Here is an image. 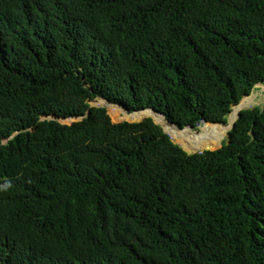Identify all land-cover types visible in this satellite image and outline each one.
<instances>
[{
  "label": "trees",
  "instance_id": "1",
  "mask_svg": "<svg viewBox=\"0 0 264 264\" xmlns=\"http://www.w3.org/2000/svg\"><path fill=\"white\" fill-rule=\"evenodd\" d=\"M258 84L264 0H0V264H264Z\"/></svg>",
  "mask_w": 264,
  "mask_h": 264
},
{
  "label": "rangeland",
  "instance_id": "2",
  "mask_svg": "<svg viewBox=\"0 0 264 264\" xmlns=\"http://www.w3.org/2000/svg\"><path fill=\"white\" fill-rule=\"evenodd\" d=\"M251 98H250V101H252V103L244 108V109H249V108H253L255 106H263L264 105V84H260L258 85L252 92V94L250 95ZM94 100H97V101H94ZM92 101H90V104L92 105H96V106H103L102 104H99L97 103L100 99H94ZM241 103V102H240ZM235 106L232 107V111L234 113L235 109H234ZM114 109L122 116L123 120L122 121H128V122H131V120H140L142 121L143 119L145 118H149V117H146V116H150L149 113H145V112H139V113H135V114H129L125 109L121 108V107H114ZM234 109V110H233ZM108 111V109H107ZM149 111V110H148ZM147 112V111H146ZM109 113V112H108ZM232 114V113H231ZM231 114H229L228 118H227V124L226 125H222L219 129L214 130L213 132H221V133H218L217 135L213 136L214 138L211 139V141H216L218 144L217 146L214 148H218L224 141L227 140L228 138V130L230 129V126H231V122H232V118H231ZM111 117V116H110ZM145 117V118H144ZM152 118V117H150ZM112 119V118H111ZM76 120V118H63L61 119V122L62 123H66V124H69L70 122ZM112 121L114 123H118V122H122V121H114L112 119ZM136 122H139V121H136ZM204 125V124H201L200 127ZM210 126V124H206L204 126V130H205V135L203 137H200V138H204L207 134H208V129L207 127ZM215 126H218V125H215ZM224 129H226V131H223ZM200 130V128H199ZM184 131H189V130H184ZM222 131L224 132V134L222 135ZM190 132V131H189ZM191 133V132H190ZM192 134V133H191ZM193 135V134H192ZM196 136V135H194ZM198 137V136H197ZM209 141V140H208ZM181 146V145H180ZM182 147V146H181ZM193 147H196L198 148V146L196 144L193 145ZM201 148V147H199Z\"/></svg>",
  "mask_w": 264,
  "mask_h": 264
},
{
  "label": "water",
  "instance_id": "3",
  "mask_svg": "<svg viewBox=\"0 0 264 264\" xmlns=\"http://www.w3.org/2000/svg\"><path fill=\"white\" fill-rule=\"evenodd\" d=\"M258 85H260V84H258ZM258 85H256V87L258 86ZM255 87V88H256ZM250 96V95H249ZM248 97V96H247ZM244 99V98H243ZM242 99V100H243ZM241 100V101H242ZM106 101V100H105ZM92 105V104H91ZM92 106H96V105H92ZM236 106V105H235ZM96 107H105V106H96ZM147 110V109H146ZM152 111H154V112H156L155 110H153V109H151ZM242 110H244V109H242ZM242 110H240L239 111V113H238V115H237V118L233 121V123L231 124V126H230V129L228 130V137L230 136V131L234 128V126H235V123H236V121L239 119V117H240V114H241V111ZM127 111V110H126ZM129 112V111H128ZM130 113V112H129ZM156 113H159V112H156ZM89 114V112L86 114V115H84V116H79V117H71V118H76V120H74V121H77V120H82L85 116H87ZM161 114V113H160ZM161 115H163L164 117H165V119L166 120H168L167 118H166V116L164 115V114H161ZM53 118L54 119H59L60 117H58L57 115H53ZM154 121V120H153ZM169 121V120H168ZM123 122V121H122ZM140 122V121H139ZM155 122V121H154ZM170 122V121H169ZM71 123V122H70ZM118 123H120V122H118ZM171 123V122H170ZM207 123V122H206ZM173 124V123H172ZM205 124V123H204ZM211 124H222V125H226L225 123H211ZM174 125H176L177 126V128L178 129H181V130H191V131H196V132H198L199 131V128H200V126L198 127V129L197 130H193V129H191V128H185V129H182L179 125H177V124H174ZM162 127V126H161ZM162 129H163V131L166 133V134H168L165 130H164V128L162 127ZM169 135V134H168ZM170 136V135H169ZM174 142V141H173ZM175 143V142H174ZM222 147V144L218 147V148H216V149H214V150H217V149H220ZM208 150H210V149H208ZM213 150V151H214ZM204 151H206V150H204ZM187 152V151H186ZM199 152H203V151H199ZM188 154H195V153H197V152H187Z\"/></svg>",
  "mask_w": 264,
  "mask_h": 264
},
{
  "label": "bare ground",
  "instance_id": "4",
  "mask_svg": "<svg viewBox=\"0 0 264 264\" xmlns=\"http://www.w3.org/2000/svg\"><path fill=\"white\" fill-rule=\"evenodd\" d=\"M252 103V101H250V100H248V102H247V104L246 105H244V106H242L241 108H239V107H236L235 108V111H234V113L233 114H231V117L232 116H234V119L232 120V122H231V124L233 123V121L237 118V115H238V113H239V111L240 110H242V109H244V108H246V107H248L250 104ZM113 107H117V106H112V108ZM121 108H123V107H121ZM124 109V108H123ZM148 111V110H147ZM154 112V111H153ZM129 113V112H128ZM156 113V112H155ZM130 114V113H129ZM157 114H160V113H157ZM161 115V114H160ZM150 117H152V116H150ZM155 121H157L154 117H152ZM168 121V120H167ZM158 122V121H157ZM160 123V122H159ZM170 123V122H169ZM170 124H172V123H170ZM160 125L164 128V126H163V124L162 123H160ZM172 125H174V124H172ZM210 125H221L222 126V124H210ZM176 126V125H175ZM220 126V127H221ZM164 130L166 131V129L164 128ZM181 130V129H180ZM182 131H184V130H182ZM217 131V130H216ZM167 132V131H166ZM211 132H213V131H211ZM168 133V132H167ZM171 137V136H170ZM195 137H197V136H195ZM197 138H200V137H197ZM184 149V148H183ZM185 150V149H184ZM211 150H214V149H211ZM187 151V150H186ZM188 152V151H187Z\"/></svg>",
  "mask_w": 264,
  "mask_h": 264
},
{
  "label": "clouds",
  "instance_id": "5",
  "mask_svg": "<svg viewBox=\"0 0 264 264\" xmlns=\"http://www.w3.org/2000/svg\"><path fill=\"white\" fill-rule=\"evenodd\" d=\"M98 99H102V98H98ZM105 100V99H104ZM92 101V100H91ZM107 101V100H106ZM108 102V101H107ZM90 103V102H89ZM109 103V102H108ZM91 105V104H90ZM92 106V105H91ZM122 107V106H121ZM102 108H106V107H102ZM107 109V108H106ZM126 110V109H125ZM139 112V111H138ZM109 114V113H108ZM84 116V115H83ZM75 117H79V116H75ZM86 117V116H85ZM47 118H53V115H50V116H48ZM69 118H71V117H69ZM150 118V117H149ZM54 119V118H53ZM61 119H63V118H59L58 120L59 121H61ZM57 120V119H56ZM78 121V120H77ZM72 122H74V121H72ZM70 124V123H69ZM7 187V186H6Z\"/></svg>",
  "mask_w": 264,
  "mask_h": 264
}]
</instances>
